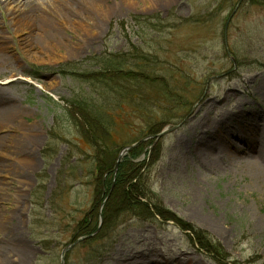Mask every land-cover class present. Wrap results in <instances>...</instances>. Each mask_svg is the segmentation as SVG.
Returning <instances> with one entry per match:
<instances>
[{"label":"rangeland","instance_id":"1","mask_svg":"<svg viewBox=\"0 0 264 264\" xmlns=\"http://www.w3.org/2000/svg\"><path fill=\"white\" fill-rule=\"evenodd\" d=\"M23 2L0 0V103L13 108L0 113V264L14 261L4 248L24 254L14 264H60L77 239L63 264H264V194L228 166L248 156L228 139L243 147L236 135L264 138V0ZM122 53L157 64L169 88L142 86L137 110L104 107L111 137L99 155L137 144L118 164L126 179L115 186L117 168L108 191L111 174L96 171L85 123L70 105L87 88L66 73ZM254 110L258 121L249 118ZM155 123L159 133L182 126L156 138L148 131ZM29 140L33 161L8 157ZM215 148L223 157L213 160ZM147 203L167 220H147ZM103 208L115 214L110 222ZM188 226L225 260L199 247Z\"/></svg>","mask_w":264,"mask_h":264},{"label":"trees","instance_id":"2","mask_svg":"<svg viewBox=\"0 0 264 264\" xmlns=\"http://www.w3.org/2000/svg\"><path fill=\"white\" fill-rule=\"evenodd\" d=\"M129 57V54L127 53L103 55L98 57L96 63L91 64L87 62L85 65L87 66L85 67L86 70L83 72H77L76 68H72L66 73L69 77H72L73 80L76 79L80 85L87 88V90L84 91L83 96L74 101L72 100L70 105L73 108L76 107L79 109L81 118L83 119L82 124L85 123V129L83 130L84 134L86 133V136L84 135L83 137L89 144V147H91V157L96 164V171L103 175L110 173L111 177L114 172L117 156H119L120 151L125 146H121L123 148L118 152V154L116 153L113 156L112 152L103 153V156L99 155L100 153L106 151L108 140L111 137V133L107 125L109 123H107L104 118L105 115H107L108 110L104 107L117 105V109L120 110V108L122 109V105L128 103L134 107V110H137V108H139L140 105L146 101V99L142 96V86H150V91L155 89L153 87L159 86V88H161L163 92H166V94L168 93L167 91L169 88L165 82L162 81V83L161 80H157L159 79L155 73L157 64H154V62L150 61L148 58L136 59V61H132L129 60ZM90 65H96L95 67H97V69L90 70ZM72 123L74 126L77 125L74 119H72ZM159 129L160 128L156 127L155 123L148 129V131H150L149 133H151V136H155L159 133ZM102 134H104L103 137H101ZM127 171V169L120 171V167H118V173L114 176L116 179L115 186L120 180H122V178L126 179ZM112 182L113 177L107 187L108 191ZM131 187L134 188L138 198L142 197L140 191L138 190L141 188L138 180L137 182H134ZM97 189L101 194L105 191L104 189H106L105 181L102 178L97 183ZM147 195L150 196L148 193ZM149 201H152V198L149 197ZM148 203L143 206L147 208L145 212V215H147L145 218H147V220H153V216H159L160 218L162 217L167 220L165 210L161 209V207L157 204L152 205L150 203V205H148ZM133 204H135V201H133ZM133 207L134 206H130L125 210H133L137 212V210ZM117 210H119L118 213L125 211H120V207L115 208V211ZM106 213L105 209L104 212L100 213L102 220L103 222H110L111 218H113L115 214L110 215ZM188 227L189 228L185 227L186 230H190L192 233L189 237H191V239L196 243H199V247H201L204 251H207V253H210L213 256L215 255V257H218L219 260H225L222 259V252H220L216 246H213V241L209 236L199 233L191 226Z\"/></svg>","mask_w":264,"mask_h":264},{"label":"bare ground","instance_id":"3","mask_svg":"<svg viewBox=\"0 0 264 264\" xmlns=\"http://www.w3.org/2000/svg\"><path fill=\"white\" fill-rule=\"evenodd\" d=\"M7 2L13 1V0H6ZM17 1V3H20L21 1L23 2V0H15ZM35 1H43V0H24L23 3H34ZM60 1V3H66L69 5H72L74 7L78 6L80 7V5L82 3H84V0H58ZM40 3V2H39ZM258 90H260V92H262V94L264 95V84H259L257 85ZM10 102L6 101L2 104V102L0 103V113L1 115L3 114V116L5 117H10L9 115L12 113L13 108L10 107ZM10 113V114H9ZM251 114V115H250ZM249 114V118H251L252 120L258 121V118L260 117V112L258 111H253ZM12 115V114H11ZM202 125V124H201ZM206 128L205 125H203V128ZM221 126H219L217 129H219ZM257 127V126H256ZM240 129V128H239ZM250 128H247V130ZM204 131V130H202ZM218 132V131H217ZM233 135V134H232ZM238 138H236L238 141H240L243 144V147H235L233 141L228 139V144L229 147L234 149V153L235 154H245V156L247 157H241L238 162L235 161H230L228 162V166L231 167L232 169H234L235 171L241 172L242 174H247L250 177V181L251 182V186L254 185L258 191H260L261 193L264 194V138L261 137H257L255 136V138H246L242 136H238L236 135ZM183 137V134L177 138L176 141H178V143L181 141ZM233 137V136H231ZM235 137V135H234ZM233 137V138H234ZM1 140V139H0ZM210 145V148L213 146L210 143H208ZM208 145V146H209ZM35 143L32 140L26 141V142H22L17 144L18 149L20 150V152H18L17 154H12L9 153L8 157H11L13 159L16 160H30L33 161V155L31 153L32 149L34 148ZM203 146H205V144H201V146L198 147V149L196 150V152L198 153V155H202L204 154L203 152ZM210 152L213 154V160L214 159H219L220 157H223V151H220V149H210ZM250 154V155H249ZM252 155V156H251ZM0 167H2L0 165ZM0 189H2L1 185H0ZM20 200V199H19ZM259 222H264V218L261 217L259 218V220L257 221ZM262 227L264 228V224L262 225ZM3 255H9L12 260L14 261H6V258L3 259L4 263L2 264H8L10 262V264H14V262L16 261H20L21 259H24L25 256L24 254H22L20 251H17L16 249H8V248H4L3 250Z\"/></svg>","mask_w":264,"mask_h":264},{"label":"water","instance_id":"4","mask_svg":"<svg viewBox=\"0 0 264 264\" xmlns=\"http://www.w3.org/2000/svg\"><path fill=\"white\" fill-rule=\"evenodd\" d=\"M237 7H238V6H237ZM237 7H235L234 10H233L232 12H230L231 14L229 15V17H228V19H227V21H226L225 28L227 27V25H228V23H229L231 17L233 16V14L235 13V11H236V9H237ZM181 126H182V123H180V124L177 125V126H173V127H170V128H165V129L162 130L158 135H156V138H160V137L163 136V135L169 134V133H171V132H173V131H177ZM135 145H137V144H133V145H130V146H126V147L123 148V150L120 152V154H119V156H118V158H117V161H116V164H115V167H114V173L117 171L118 164H119V162H120V160H121V157H122L121 155H123V153H124L125 151H128V150L132 149L133 147H135ZM81 240H82V239H81ZM81 240H80V239H77L75 243L68 245L67 247H65V248L62 250V252H60V253H61L60 264H63V263H64V256H65V253H66L67 251H69V250H70V249H71L76 243L81 242Z\"/></svg>","mask_w":264,"mask_h":264}]
</instances>
